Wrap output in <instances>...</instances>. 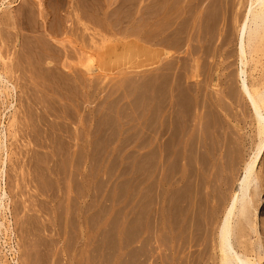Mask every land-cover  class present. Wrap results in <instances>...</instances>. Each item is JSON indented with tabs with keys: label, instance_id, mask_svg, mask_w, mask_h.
<instances>
[{
	"label": "rangeland",
	"instance_id": "374dc122",
	"mask_svg": "<svg viewBox=\"0 0 264 264\" xmlns=\"http://www.w3.org/2000/svg\"><path fill=\"white\" fill-rule=\"evenodd\" d=\"M48 1L49 0H29L30 3H33L34 10L37 14H39V11L44 10V12H46L50 9ZM67 1L68 0H55V3L58 4V7L64 8L65 5H67ZM146 1L148 3L151 0H146ZM164 1L166 2V0ZM169 1L170 2L167 1L169 3L168 5H171L170 3H172V1L171 0ZM183 1L186 2L187 0H183ZM183 1H181L182 5L185 3ZM191 1L192 0H190L189 2ZM220 1L216 0L212 4L211 1L208 2V0L207 1L204 0L203 1L204 4L201 3L200 5L201 7H197L195 9L197 10L196 13L198 12V14L200 13L204 14V12L207 11L206 13L208 14V11L210 10H207V8L210 5L212 6L215 3L217 4L218 2L219 4L221 2H223L222 4H224L223 0L221 2ZM229 1L230 2L232 1L233 3L235 2L234 0H229ZM229 1L225 0V2H229ZM26 2L28 1L27 0L25 1L24 0H0V73L2 76L1 77L2 79H0V264H139V263L143 264V261H144V264H153V263L157 264L158 257H160L163 262H166V263L161 262L159 258V262H158L159 264H169V258L168 256L166 257L165 254H169L168 249L170 246V242H169V233H168L167 228L169 226L170 219L173 217L171 220L177 221L176 222L177 224L176 225L177 226L176 236L178 240V243L176 241L177 245L181 244L179 242H181L180 240L181 238H183L181 236L184 235L182 233L184 228H182L180 225L178 226L179 224L178 222L182 223V219L185 220V218H189L191 216V215H188L189 212L193 211L194 213L197 206L199 207V210H196V211H198V213L202 211L204 212V214L206 211V209L204 208L210 207V209H208L207 211V214H211L209 215V217L211 216L215 219V212H219V209L222 206L223 202L225 201V199H227L228 197L227 192L230 193V190L232 189V186H234L237 176L239 175L244 159L247 158L250 154L252 138H253V129L249 124L250 121H248V118H247V124H246V120H244L243 115L240 112L239 105L237 104L233 105L229 101V99L225 97L222 101L225 100L228 102V103L225 101L223 102L225 104V108H227L229 105V107L227 108L228 112L227 111L223 112L221 108L220 109L216 108V106L213 105V103L215 104V101L219 100L218 95L220 94V90L222 89L223 91V89L226 87V83L228 80H227V77L225 79L224 76H226V74H229L230 72L235 73L239 67V66L237 67L236 62H233L235 61L233 59L234 57L232 55L228 56L226 53L227 51L226 49H228L229 51L233 48V42L229 40L231 42L229 43L226 35H223V33H225L222 30V28L224 29L223 24H219L220 26L218 27H219V30L220 29L222 30L221 32L223 36L221 35V32L215 33L216 38L213 39L212 42L214 43L211 42V45L205 40L206 44L208 43V45L206 46L208 47L211 46L213 50L211 49V47L208 49L205 46V44L203 43L205 41H200V42L196 41L197 44L196 42L195 43L192 42V44L191 43L189 44V42L192 41V38H193V41H195L194 36H193L194 34L190 38L191 40L187 38H185L186 41L183 40L185 41L184 45L185 43H187V40L189 41L188 42L189 45L186 44L185 46L186 48L183 47L184 46L182 45L183 43L177 45L180 47V51L179 50L177 51L181 53L175 52L177 48L167 49L169 50V54L172 51L173 53H171L170 55L171 57L169 56L170 58L167 61L165 59L164 61L162 60L161 64H164L163 62L165 61L168 62L167 65L164 64L163 66L165 68V72L170 71L169 73L166 74L167 76L165 75L166 77L170 76V75L168 76V74L172 75L173 72L174 74L172 75L173 79L171 78L172 76L170 78L165 77V79H169L167 81L163 79L164 77L160 78L161 81H164L163 83L162 82L160 83H162V85L165 84L164 85L165 89L167 88L170 94L168 93L169 95L168 97L166 94V92H168L167 90L163 91L165 93L163 92L161 93V99L166 96V98H163V99H165V101L167 99L168 102L166 101L167 102V105H166L165 104L166 102L163 101V99L159 100L160 99L159 98L158 99L160 101L159 103L163 102L165 105L164 106L162 103V106H164L163 108L159 104L160 105L159 107H161L159 108V110L168 108L171 105L170 107H172V109L170 108V110L172 111H169L168 110L169 108H168L167 110L169 112L166 111L165 109L167 113H164L162 110L161 111L163 112L162 117L164 114V115H168V116H165V118L166 117L168 118L169 116L172 118L175 117L173 119L179 118V120L176 119L177 120L176 122L179 123V121H181V123L182 122L183 123L181 125L180 123L179 124L176 123V125L178 126L183 125L185 128L188 127L186 128L187 130H184V132H182L184 127L182 126V130H180V127L177 128L175 124L173 125V122H172L173 119L171 120L170 117L168 119H163L160 122L158 120L159 125H157L156 123L157 120L152 118L154 113L152 110L153 108L151 106L154 107L155 103H154V99L150 100L152 99V96L150 95L152 93H149V92H152L151 90L153 88V86L151 85L153 84V82H150L152 78L150 74L152 75L155 68H153V66H150L149 57L142 56L140 54L138 55L137 49L134 48L135 45L136 46L140 45L142 47L143 46L149 47L148 46L149 40L146 39L145 37L146 34L143 35V33H145L146 31L145 29H148V27L139 28L141 22L137 21L136 23H139V24H135L134 23L135 19H130L131 22L129 20H128L129 22L127 21V18L129 19L132 13H134V10H132L131 6L135 5L134 7L137 8L138 5L142 4L143 0L142 1L141 0H69V5L74 10V13L75 12L79 13L80 10H82V8L84 10L86 8V11H87V12L85 11L86 14L88 13L89 16L98 18V19H93L92 17L90 18L87 14L88 21L86 22V29L84 31H83L82 26H80L77 23L76 17L74 16V14H72V18L67 22L68 40L65 42V46H66V49L69 47V49L67 50H70L69 52L70 56L67 57L65 60L63 57L60 60H58L59 63L65 65L66 67H62L60 64H55V66L53 67L58 73H61V74H64L63 72H70V75L72 77L71 80L73 82L69 79L72 82L71 83L69 81V84L71 83L75 87L74 88H72L73 86L71 87L73 91L71 90L72 93H69V94L65 91L66 88L64 89L65 87L64 84L61 85V83H57L56 79H54L56 75L53 78L52 76H50L51 74L48 75L46 72V71H49L48 68L52 67L51 64L54 63V61L51 62L50 60H46L42 62L41 64L37 62L38 60H36L37 59L35 56L36 54L34 53L35 50L33 49L35 47L33 46L34 40L37 38H35L34 40L32 38H33V35L38 36L39 35L38 32L36 31L37 33L35 32V34H33L31 33V31L24 29V27L22 28V26L18 25L16 27L15 24H10V23L8 24L4 22L6 18V13L11 11V14L13 12V15H14L15 10H17V8L21 6V4L22 5L26 4ZM176 2L177 1H173V4L175 5ZM206 2L210 4L208 5ZM232 2L230 5L226 3V7H228L229 10H232L233 8L234 4ZM144 3H145V0H144ZM194 3L192 1L190 4L194 5ZM84 4H85V8L83 7ZM162 4H165V3H162ZM177 4L178 2L176 3V5ZM219 4L217 6H219ZM222 4L220 5L222 6ZM162 7H166V5H163ZM130 8L132 12H130ZM199 8L201 10L203 9L204 12L201 11ZM173 10L172 12H170V14H174ZM198 10H200L201 12ZM176 12L177 11H175V14ZM62 14H64V11H62ZM198 14H196V16ZM171 16L175 17V15H171ZM186 16H187V13H186ZM174 17L172 19H175ZM193 17L195 19V16ZM200 17L202 18V16ZM30 18L32 19L31 14H30ZM116 18L119 19L118 22ZM120 18L123 19V21L120 22ZM124 18L126 19L124 20ZM204 19H207V18H204ZM93 20H97L98 23H96L97 21L93 22ZM183 20L180 24L178 25L175 24L174 27L176 28L178 27V29H180L181 27H183V25H186V24L188 25L184 27L187 28L188 26H190L189 23H187L184 20L186 22L185 24ZM124 21L128 23L127 24L123 23ZM42 22L43 21L40 18L39 20H37V23H39V31H40V26L42 30L45 29V26L42 27L43 25ZM132 22L135 25H133ZM136 25H138L139 30L135 28ZM192 25L193 24H191L190 29L188 28L186 30V28H184L186 31L182 30L183 28H181L180 30H182V34L183 35L184 33L187 34L188 33L187 31L190 32L192 29L194 30L193 32H195V29H194L195 27H193ZM142 26H144L143 23H142ZM133 28L134 30L137 29L135 30V32L136 31L138 32L135 33L134 30H132ZM131 32L134 34H132ZM19 33L23 35H20ZM127 34L129 35L127 36ZM130 34L132 35L130 36ZM136 34L138 35L136 36ZM134 36H135V39H134ZM144 37H145V40L144 39L142 40V38ZM221 37L223 38L226 37V39L225 41L222 42L223 43L222 46H218L220 44L219 42H221V40L219 41V38ZM59 38H61V36H59ZM226 41L228 42V44L225 43ZM122 42L123 43L125 42L124 44H129V45L122 46L123 44ZM197 45H198L197 50H199V53L197 55H193V52H192L193 48H191L190 46L194 48L196 46L197 48ZM115 46L117 47L116 48L117 50H115ZM39 47L41 48L40 45ZM82 48L85 51L86 56H87V57L85 56L84 61L83 59L80 60L81 59L80 52ZM205 48H207L210 52L208 54L209 57L207 56V54L203 52L204 51L203 49ZM219 48H222V49L219 50ZM223 49H225L226 51H224ZM32 50H34V52ZM114 50L116 51L115 53L112 52ZM186 50L188 52L191 51L190 53L191 57H188L189 54L188 52H186ZM215 50L217 54L215 53ZM223 51L224 53H222ZM201 52H203V54ZM175 53L178 56L177 58L178 60L175 59L176 55L175 57H172L174 56ZM212 53L214 56L212 55ZM100 54L102 55V57H100ZM182 55L187 56V58L181 57ZM24 56H28V57L26 58ZM222 56L223 57L227 56V57H224L225 59H223ZM139 59L141 60L139 61ZM174 59L175 61H177V63L173 61ZM188 59H190L191 61ZM169 60L173 61L171 62L173 64H171ZM182 60H183V63H182L183 66L187 64L188 62H190V64L188 63L190 66L186 65L187 67H189L190 70L186 66L183 68L185 69V71L189 70L190 74H191V70L193 73V75L188 74V72H186L187 74L186 73L183 74V77H182L183 79L184 77L186 78V80L188 77L191 79L190 81L188 78V82L183 80V82L184 81L185 83L187 82L186 83L187 87L184 86L183 87L184 89L181 87L182 85L180 84L182 81V78H181V81H179L180 79H178L179 78L178 75L180 74L182 75V73H180V71L182 70V64H181ZM202 60L203 61L205 60L206 63H203ZM26 61L28 62L26 63ZM210 61L214 62V63L212 62L213 65L212 63H210ZM47 62H49V64ZM78 62L80 63L84 62L86 69L84 68V66H82V64ZM195 62L198 64V66H200L201 63L208 64L209 62L210 64L208 66L207 65L205 66L202 64V67L204 66L206 67V68L204 67V70L206 69L205 71H207V69L209 68L208 71L207 72H205L204 70L200 71L201 66L198 67ZM15 63L17 66L13 69L12 65ZM26 64L29 66H27ZM178 64L181 66L176 67L178 66ZM192 64L194 65L196 64L198 68L196 66L194 67V65ZM30 65H32L33 67H31ZM68 66L69 68H72L71 71L73 72L66 69ZM81 66L84 69H82ZM193 67H194V71L192 69ZM170 68H174V69H170ZM175 68H177L178 71H176ZM198 69L200 73H202L203 76L199 73V71H197ZM221 69L222 71H220ZM171 70H173L172 73H171ZM155 72L156 70L154 71V74ZM72 73H74L75 76L77 75L78 76L75 77ZM154 74L152 76L154 77V79H156L157 75L155 76ZM254 74L255 73L253 72V76L256 77V75ZM220 75L221 77H219ZM48 76L53 78L55 81L48 79L49 78ZM176 76L178 77L177 80L175 79ZM201 77H202V81L205 80L204 83L201 82ZM203 77H204V80H203ZM67 78H70V77H67ZM218 79L219 81L220 80L221 81L219 82ZM223 79H225L226 81ZM175 80L177 81V83L176 82L174 83ZM206 80H208V82H206ZM154 81L156 82V80ZM168 81L170 82L168 83ZM50 82L52 84H55V83H57L58 85L60 84L61 87L64 89V91L62 92L63 89L60 90L61 87H59L58 89L57 84H55L57 87L56 88L54 87V85H51ZM190 82H193V84L191 85V88H193L194 93H195V88H198L197 96L192 94V89L189 87L190 85L188 86V84H191ZM199 82H200V85L202 84L204 87L208 84L207 85L208 87L206 86L208 91L206 87L205 89H202V88L200 89L199 87H203V86L202 85L199 86ZM47 83L50 84L51 87H49L50 85H47ZM172 83L174 84L171 85ZM182 84L184 85V83ZM46 85H47V88H46ZM80 85H82L83 87ZM176 85H179V87H177ZM232 85L235 88H236V85L238 87L237 81L236 83L233 82ZM171 87L173 89L174 88L176 89L172 90ZM49 88H52V89L50 90ZM177 88L179 90L181 88L182 90L180 91H183V92L184 90H186V92L188 90L187 93L191 97L187 95L186 92H184L188 96L187 97L186 95H184L185 99H187V100L184 99L185 100L184 102H188V104L186 103L187 105L184 106L183 104L185 103H183V101H182V104H180L181 101H179V105L177 104L178 103L177 100H179V98L177 99L175 97L177 95H174V93L178 94L179 92ZM202 90L203 91L205 90L208 93V96H206L207 94L205 93V91L203 93ZM50 91L52 92L47 93ZM57 91H59L60 94ZM173 91L174 93H172ZM64 92H66V94ZM171 93H172V96L174 95V97L170 96ZM181 93L182 92H180V94ZM199 93H202V94H199ZM209 93L210 95L212 93V96H210ZM162 94H164L165 96L164 95L162 96ZM203 94L205 95L203 96ZM46 95L49 97V99ZM50 96L52 97L50 98ZM67 96L70 100L68 98L67 99L65 98ZM199 96L201 97L200 99L201 101L199 100L197 101V99L200 98ZM171 97L173 98V100L177 99L175 100L176 102L172 101ZM189 97L192 99V102H193V109H191V112L193 111L194 113H192L193 114L192 116H190V111L189 113L187 112L189 114V116H187V113L184 110L181 111L180 109V107L181 108L183 107L184 109L185 107H189L190 105H192V103L189 104V102L191 101ZM206 97H208L209 99V103H207L206 106L210 107L211 105L209 106L208 104L211 103L212 109L211 107L206 108L204 106L205 104L204 102H202V100L204 101L206 100V102H208V99ZM53 98L56 99L57 101H55ZM42 100L44 101V103ZM150 101L152 104L150 103ZM196 102H199L197 103L198 107L202 110H200L199 108L197 110ZM168 103H169V106H168ZM202 106H204L205 108ZM174 107H177L180 109V112H178L179 109L177 110L175 108L177 110L176 115H174V112H173ZM214 107L216 108V110L213 109ZM190 108L192 107L190 106ZM190 108H186V110L188 111L190 110ZM205 109H207V113L209 112L210 114L212 113V111L218 112L217 113L218 115L216 114L217 117L219 116L218 119H220L222 116L220 120L223 122L225 120L226 125L229 124L230 128L227 129L229 132H227L228 134L226 133L228 136H230L229 134L238 130V133L236 131L233 134L237 133V136L239 137V139L236 138L237 137L236 134L235 136L232 134L231 135L232 137L230 136L229 138L231 139L233 138V136L234 138L230 142L231 144L229 143L228 146L237 144V146H235V149H238L241 147L240 148L241 153L239 151V153H236V154L234 153L235 155H233L231 152H235V151L238 152V151L234 150V147H230V149L226 150L227 148H229L228 146L227 148H224V150L221 149V153L220 151H218V153L217 152L215 153V151H217V147H216L217 145L215 144L216 143L215 137L213 136L215 135V133H213V130L212 132L210 130L212 127V123L209 119H212L211 118L212 116L213 117H216V116L214 114L210 116V114L208 113L207 117L209 115L210 118L208 117L209 119H207V117L203 115L205 117V119L203 118L204 119V123H203L202 122L203 119H200L201 117L200 115L204 113L201 114L200 112H202L203 110L204 112H206ZM208 109H211V111H208ZM35 111H37L38 113H36ZM49 111L50 112L52 111L50 115H49L50 113ZM183 111L185 112V114L183 113ZM45 112L48 114H46ZM150 112L153 114H150ZM172 112H173V115H172ZM181 112L184 114L182 115V118H180ZM225 112L229 114L231 113L230 116L232 115V118L234 120L233 123L231 122L233 120L229 119V117L226 115ZM196 113L197 114L200 113L199 116L196 115ZM44 115H46V117ZM178 115L179 117H177ZM185 115L187 116V119L190 120L191 122L185 118L186 117ZM42 116L45 119L42 118ZM162 117L160 116L158 117V119H162ZM196 117H198L197 120H196ZM151 118L154 121L156 120L155 124L157 125V127H159L158 129H160L161 125H164L162 127L165 129L167 125L165 123L167 122L168 125L171 126L170 130H169L168 125L165 130L161 127L160 133H161V130L163 129L164 134H161L162 137L159 136L158 139H154V134L156 133L154 131H153L154 133L151 131L153 129H155L156 131L157 127L154 128L153 125H152V128L148 127V126H151L152 122L154 124V121L150 120ZM240 118H242L244 123H240V122H243ZM41 119H43V121L46 120V122L48 123L46 124L45 121L44 123ZM206 119L210 123L207 122L205 126V122L207 121ZM34 120L35 122L36 120L39 121L37 122L39 124L35 123ZM40 120L43 123H41ZM192 120L193 122L197 121V123L200 120V124L201 122L204 124L202 126L203 129L204 130L207 129L205 130L206 132L203 130L204 134L208 133V136H209L210 135L209 133H211V135L212 134L213 135L212 136L210 135L211 137L209 136L210 137L209 138L207 134L203 135V131L198 132L202 129V127H199L202 124L201 125L197 124L196 126L198 129H195L196 126L195 127L193 126L194 123L192 122ZM149 121H151L150 124H149ZM162 121L164 122L163 124H162ZM171 122H172L173 127L170 124ZM236 122H238L237 126H235L234 124ZM187 123H192L193 125L192 124L190 125ZM31 124H34L35 128ZM210 124L211 126H209ZM30 125L32 127H30ZM47 126L49 128H47ZM189 127L195 131H192L191 129H189ZM204 127H207V128H204ZM52 128H53L52 131H54L53 133L54 136L49 137L48 134L52 133V131L50 130ZM149 128H151L150 129L151 131L149 130L151 134L153 133V136L151 135L152 137H150L149 135L150 134V132L148 131ZM231 128H232V132H230ZM19 129L21 132L19 131ZM171 129L173 132L172 134H171ZM178 129L180 132L178 131ZM212 129L214 128L212 127ZM168 130L170 131L171 135L169 134ZM191 131L196 134L194 135V137L196 136V139H194L196 143L193 141V135H192L191 136L192 138L189 137L190 139H192V140L189 139L191 141V144H190L189 140L186 138H188V135L190 136L191 134H194ZM186 132L189 134L187 135ZM174 133L176 137L179 134L178 135L179 138L177 137L179 140L173 135ZM181 133L183 134L186 133L185 136L186 135L187 136L184 137V135L182 136ZM199 133L201 136L199 135ZM167 135L170 137V138L168 137L169 139H172L174 137L173 138L174 141L175 140L181 141L183 140L182 138H184V140L181 141L182 143L175 141V144L177 143L175 145L171 140L167 138ZM155 137L157 136L155 135ZM206 137H208L207 138L208 141L209 140L215 141L213 142L214 145L212 144V146L216 147L215 150L212 148H211L212 150L208 149V147L210 148L211 145L209 146V144H211L212 141L209 142V144H207L208 141L205 139ZM149 138H153L157 143L159 142L158 145L157 143H155L157 147H155V144L153 143L155 141L151 139V141L153 140L151 144ZM49 139L51 140V142ZM161 139H163V141ZM166 139L168 140V142L166 141ZM197 139H199L198 141H200L201 139L202 140L200 141L201 143H199ZM204 139L207 141L206 144H205ZM164 140L166 141V143L164 142ZM162 142L164 143L163 145L167 144L170 148L172 145L173 147L175 145L176 148L174 147V149L170 150L167 145L162 146ZM169 142L172 143V145H169L170 144ZM197 143L201 144L202 147H199ZM232 143H235V144H232ZM179 144L181 145L179 146ZM152 145L156 149H154ZM187 145L188 147H191L190 145H193L191 147L192 149L190 148H187V149L195 151V154L191 151L189 152L185 151L184 153V150H187L186 149ZM161 147L163 148V150H164V147H166L165 150L168 149L167 150L168 152L167 151L163 152ZM180 147L182 148L180 149ZM193 147L194 148L196 147L197 149L196 148L194 149ZM158 148L160 149V151ZM177 148H178V152H177L178 156L175 154L176 153L175 149ZM231 148L233 149V151ZM153 149L155 150L154 152H153ZM179 149L181 150V153L179 152ZM200 149L201 150L204 149L202 152L205 155L200 151ZM156 150H158L159 152H156ZM169 150L172 151V153ZM208 150H210L211 152ZM225 150L226 152H228L227 154L225 153L226 156L229 155L230 158L232 157L231 155H233V157L235 156L233 160L234 162L230 161L231 164L229 163L228 156H227L228 159L223 157L225 154L223 155L222 151L225 152ZM229 150L231 152H229ZM152 152H153V155L155 154L154 156L152 155ZM165 152L168 153V158H169L167 159L168 161L166 160L167 157L164 156ZM169 152L171 154H169ZM199 152H201L202 155ZM157 153H160L159 156H157L158 158L160 157L159 159L155 157ZM190 153L191 154L193 153V154L191 155ZM209 153L212 157L209 156ZM185 154L187 155L188 158L192 156L190 159L191 162L187 160V157H185ZM238 154L240 156L239 158L237 156ZM165 155L167 156L166 153ZM200 155L202 157L205 156V158L208 159V162L210 164L207 162L206 159L204 158H203L204 160L202 158L200 159ZM179 157H180L179 161L178 159H174V158H179ZM236 157L237 159H240L239 163H237V166L235 164V160L237 162V159H235ZM195 158H196V161L194 162ZM214 158H216L217 167L218 166L220 167V171L218 170L219 167L218 168L215 167L216 163H215ZM164 159H165V162L163 161ZM197 159L199 162L203 161V163L202 164L199 163ZM174 160H177L179 163L174 166V167H177V169L174 168V170L177 172L173 171V169L171 168L172 165H174V163L175 164L177 163V161H174ZM205 160L208 164L204 162ZM212 160L214 162H212ZM184 161L185 163L189 161V164L190 163L191 164L187 165L186 163V167H184L185 166V164H183ZM192 161L194 164L192 163ZM225 161L226 163L228 162L229 164L228 163L226 164ZM197 164L201 165V167L198 166ZM192 165H193V168L196 167L194 169L195 170L197 169L196 171H199V172H196L192 168ZM202 165L205 167L204 170L203 169L201 170V168L203 167ZM188 166L191 167L190 173H188L189 171ZM208 166H210L209 167L210 169L208 168ZM223 166L225 168L229 167L230 169L228 168L229 169L228 171L230 172H228L227 169L225 168L224 170ZM186 168L188 169V171ZM216 168L221 173L220 175L216 174V172H218ZM212 169L216 170L215 173H214V170ZM178 170L180 171V174L178 175H181L182 173L181 176L177 175V173H179ZM194 171L196 175L199 173V175L201 176L199 180H198L199 175L196 176L194 173H191ZM224 171L228 172V173L226 172L227 176L231 175L229 176V178L231 177V179H229L228 177L226 178L225 175H223L225 173ZM256 171H258L257 172L258 180L260 179L259 181H256V184L257 185L259 184L260 189H261V193L259 195V205L257 208L256 224H257L258 231L262 237V243L264 244V153L261 157V160L257 166ZM165 172L166 173L168 172V173L166 174ZM173 172H174V176H172L171 178L170 177L168 178L167 176H171ZM205 172L206 174H203ZM84 173H86V176L84 175ZM212 173L214 176L219 175L220 178L212 176L213 179H211L210 177ZM162 174H164L163 177L166 175L168 179L165 178V181L167 179L168 183L164 182ZM185 174L188 175L187 178H191L192 179L191 181H193V183L195 182V184L190 182V179L189 181L188 179L186 180ZM206 175H207V178H206ZM233 175L235 176L233 177ZM84 176H85V179H84ZM177 176L180 178H178ZM190 176H192L193 178ZM223 176L227 180L229 179L231 181L227 182L226 179L223 178ZM175 177H177L178 179ZM202 178H203V181L201 180ZM209 178L212 181H214L215 184L219 186L218 188V186L216 185L215 188L217 187L216 189L220 190L221 194L218 190L212 187L215 185L214 182L212 183V181H210L211 184L209 183V185H207V183L209 182ZM169 179L170 180L172 179L171 181L173 182H171ZM217 179L219 180V183ZM138 180L139 182L141 181V183L137 182ZM175 180H177L178 182ZM184 180L188 181V184L190 182L191 185L190 184L188 185L187 182ZM197 180L200 182H198ZM174 182H177V183H174ZM182 182L185 184H183ZM223 182L224 184H222ZM229 182L230 184L227 186ZM137 184L139 185L142 184V185L141 187L138 188L137 186L139 185ZM180 184H183L184 186L186 185L191 186V188H187L188 186L185 187L188 190L182 189V191L186 190L185 191L186 193L182 192V195L185 194L184 197H182L181 194L179 193L180 189H178L179 191L174 190L175 187L184 188L182 185L179 186ZM199 184L200 186L202 185L204 187L203 188L201 187L202 189H199L200 187V186L198 187ZM192 187H194L193 190H191ZM225 187L228 188L229 191ZM213 188L214 190H216L215 193H213L214 191L212 192ZM171 189H173L174 191ZM190 190L194 192L192 194L190 192L189 194H187L188 191ZM197 190L198 192H201V191L204 192L203 190H205L204 195L206 196L205 197L203 196V197L205 198L204 200L206 201L204 200L202 202L199 201L200 204L204 202L202 204L203 206L204 204L209 203L208 205L206 204L207 206L205 205L206 207L204 206V208L203 206H200L198 201H196L197 199L201 200L200 194H203V193L201 192L199 194L197 192L198 194L197 199H195ZM224 190L227 192L225 193ZM169 191H170L169 193L170 195L171 193L174 194L175 196L177 195L176 193H178V195L176 197L174 195L173 196L171 195L172 196L171 198L169 195V198L166 199V197H168L167 194ZM3 192H4V197H2ZM217 193L218 195H216ZM214 194L217 196V198H220L221 195L223 196V198L221 197L220 200L217 199L219 203L221 204V206L217 205L218 207L211 209V207L215 204V202L213 203V201L215 200L216 202H218L216 198L214 197ZM207 195L210 196L211 199H209ZM173 197H175V199L177 197L178 198L181 197L180 203L178 204L175 203L179 201V200L177 201L178 198L175 200V202H173ZM185 197L189 198V199L187 198L186 202H185V199H186ZM182 199L184 200L185 203H188L187 201H189L190 203L192 200L193 202L192 204L191 203L185 204V203H182L183 201ZM168 200L169 202L166 203V201ZM168 203L170 204L172 203L173 206ZM174 203L176 205H174ZM195 203H198V204H195ZM167 204L170 206H168ZM179 204L180 205L182 204L181 208L183 207V205H185L186 210L184 209L185 207H183L184 210L182 211ZM165 205H167V207ZM188 205L189 206L191 205L192 207H189ZM168 207L170 208L168 209ZM173 207L175 209H173ZM188 207L190 208L191 211L189 210ZM166 208H167V211H170L171 209L172 210L170 211L171 213L167 212ZM176 208L179 210V213ZM173 210L176 211L175 215H177V217L179 216L178 218L180 220L176 216H174V214L171 217L167 216L168 219L164 217L167 214L171 215L172 213H174ZM180 211L183 212L184 214L183 213L180 214ZM139 214L142 217L141 219H140ZM181 215L182 216L184 215V216L181 217ZM202 217L203 215L200 216V218ZM193 218H195V215H192V218L190 217L189 221L192 222ZM140 220L142 221L140 222ZM165 220L166 221L168 220L167 223ZM155 221L157 222V225H158L156 227V230L154 228L156 224ZM138 222L141 224L138 225ZM150 222L151 223L155 222V223L151 224ZM164 223L167 225V227H165ZM139 226L142 227V230ZM144 227L150 228V229L146 228L148 229L147 233H146L147 231L146 229L143 230ZM151 227L154 229H151ZM137 228L139 229V231L137 230ZM179 229L182 231L180 232ZM136 231L140 233V236L138 235V233H136ZM162 232L166 235V237L164 234H162ZM187 232L188 231H186V233ZM143 233L146 234L144 235L145 237H142L143 239L144 238L146 239V237L149 234H151V236L150 235L148 236L149 239L147 237L148 242L150 241L149 245L151 247H149L148 242L145 243V240L140 238L143 235ZM160 233L162 235H159ZM150 237H152L154 240H151L152 238L150 239ZM161 238L166 240V245H165L164 240L162 241ZM252 239H254V237H252ZM159 240H161L164 243H162ZM140 241L143 243L142 248H140L141 247L140 245L142 244ZM151 241H153L155 244L151 243ZM139 242L141 244H139ZM159 242H161L160 247H158ZM151 244L154 245L153 250L155 252L151 249L153 247ZM162 245L163 246L165 245V247H163ZM167 245H168V249H167ZM190 246L191 244H189V247ZM195 248L196 247L194 248L191 247L189 248V250L193 251L195 250ZM198 248L200 247H197L196 249ZM151 251H153L156 254H154ZM147 256H149L150 258L149 257L147 258Z\"/></svg>",
	"mask_w": 264,
	"mask_h": 264
},
{
	"label": "bare ground",
	"instance_id": "6f19581e",
	"mask_svg": "<svg viewBox=\"0 0 264 264\" xmlns=\"http://www.w3.org/2000/svg\"><path fill=\"white\" fill-rule=\"evenodd\" d=\"M25 1V0H24ZM28 2H26V4H24V5H22L21 4V6L20 7H18L17 8V10H15V14L13 15V12H12V14H11V11L10 12H8V13H6V18H5V20H4V22H6V23H10V24H15L16 25V27L19 25V26H22V28L24 27V29H26V30H29V31H31V33H33V34H35V32L37 31L38 32V36H35V35H33V40L35 39V38H37V39H35L34 40V43H33V46H35L33 49L35 50V52H34V50H32L36 55V60H38L37 62H39L40 64L42 63V62H44V61H46V60H50L51 62H53L54 61V63H52L51 64V66L52 67H50V68H48L49 69V71H46L47 72V74L48 75H50V76H52L53 78L55 77V75H56V77L54 78V79H56V81H57V83H61V85L62 84H64V89L66 88V92L69 94V93H72V88H74L75 86H73L71 83L73 82L71 79H72V77H71V75H70V72H63L64 74H61V73H58L55 69H54V67L53 66H55V64H60L62 67H66L65 65H63V64H61V63H59L58 62V60H60L62 57L64 58V60L67 58V57H69L70 56V50H67V49H69V47L66 49V46H65V42L68 40V35H67V31H68V27H67V22L72 18V14H74V16L76 17V21H77V23L80 25V26H82V28H83V31L86 29V22L88 21V17H87V14L85 13V11H86V8H85V4H84V8H85V10L82 8V10H80V12L78 13V12H75L74 13V10L72 9V7L69 5V0L67 1V5H65V7L64 8H60V7H58V4H56L55 3V0H49L48 1V3H49V6H50V9L48 10V11H46V12H44V10H42V11H39V14H37L36 12H35V10H34V5H33V3H30L29 2V0H27ZM142 1V0H141ZM161 0H151L150 2H148L147 3V1L145 0V3H144V0H143V2H142V4L141 5H138L137 6V8L136 7H134V6H131L132 7V10H134V13H132V15L129 17V19L127 18V21L129 20L130 22H131V20L130 19H135V24H139V23H136L137 21L138 22H141L140 23V27L139 28H143V27H148V29H145L146 31H145V33H143V35L144 34H146L145 35V37H146V39L147 40H149L148 41V43H149V47H147V46H140V45H135L134 46V48L135 49H137V52H138V55L140 54V55H142V56H147V57H149L150 58V66H153V68H155L154 69V71L156 70V72H155V74H154V71H153V73H152V75L154 74L155 76L157 75V77H156V79H154V77L150 74V76L154 79V80H156V82L151 78V80H153V81H151L150 80V82H153V84H151L152 86H153V88H152V92H149V93H152V94H150L151 96H152V99H150V100H153L154 99V103H155V105H154V107L153 106H151V101H150V106L153 108H151L152 110H153V113H151L152 112V110H151V112H150V114H153V116H152V118H154V119H156L157 120V125H159V122L161 121V120H163V119H168L167 117L165 118V116H168V115H164L163 114V117H162V113L164 112V113H167L166 111H172V110H170V108L172 109V107H170L169 106V103H170V101H169V103H168V108H165L166 109V111H165V109H160L159 110V108H161V107H163L164 108V103L163 102H161V103H159L160 101L159 100H162L163 98H166V96L164 95V94H162V96L164 95L165 97H163L162 99H161V93L164 91V90H167L168 91V89L166 88L165 89V84L164 85H162V83L164 82V81H161L160 80V78L161 77H164L163 79H165V77L167 76L166 74L167 73H169V72H165V68L163 67L164 66V64H166L167 65V63L168 62H166L171 56V53H173V51L169 54V50H167V49H173V48H177L176 49V51L175 52H179L180 51V47L179 46H177V45H179V44H182V45H184V42L186 41V39L185 38H187V39H190L191 37H192V35L194 36V40L195 41H193V38H192V41L191 42H189L188 40H187V43H185V45L183 46V47H185L186 46V44H188V42H189V44L191 43L192 44V42L193 43H195L196 41L197 42H200V41H207L208 43H210V45H211V42L213 41V39L214 38H216L215 36H216V34L215 33H219V32H221L222 30L225 32V33H223V35H226V37L228 38L227 40L229 41V40H231L232 42H233V48L231 49V50H229L228 51V49H223L224 51H226V53H227V55L228 56H233L234 58V60L235 61H233V62H236V64H237V67H238V69L236 70V72L235 73H229V74H226V73H228V72H226L225 74H226V76H224L225 77V79H226V77H227V83L225 82L226 80L225 79H223V80H225L224 82L226 83V87L223 89V91H222V89L220 90V94L218 95L219 97V100H217V101H215V104L213 103V105H215L216 106V108H221L222 110H223V112L224 111H227V108L229 107V105H228V107L227 108H225V104L223 103L224 101H222L223 99H224V97L225 98H227V99H229V101L233 104V105H235V104H237V105H239V107H240V112L242 113V115H243V118H244V120H246V124H247V118H248V121H250V126L252 127V129H253V138H252V145H251V149H250V154H249V156L247 157V158H245L244 159V161H243V164H242V166H241V169H240V172H239V175L237 176V179H236V181H235V184H234V186H232V189L230 190V193L229 192H227V191H225L226 189L228 190V188H226L224 191H225V193L227 192L228 193V197H227V199H225V201L223 202V204H222V206H221V204L219 203V201L218 200H220L221 199V197L223 198V196L221 195L220 196V198H217V196L216 195H218V193L220 192V190H218V189H216L215 188V186L217 185V184H215V182L214 181H212L211 179H213V177L212 176H214L213 175V173H212V175H211V179L209 178V182L207 183V185H209V183H210V181H212V183L214 182V186H212V187H214L216 190H218L217 192V194L215 195L214 194V197L216 198V200L218 201V202H216L215 200L213 201V203L215 202V204L211 207V209L212 208H215V207H218V206H221L220 207V209H219V212H215V219L213 218V217H209V215H211V214H207V211H208V209H210V207H207V208H204V206L207 204H204V206L202 205L203 203H201L200 204V202L199 201H203L205 198V196L206 195H204V193H205V190H203L204 192H202L201 190H199V191H201L203 194H200L201 192H198V190L196 191V198L195 199H197V192L200 194V197H201V200H196V201H198V203L200 204V206H203V208L204 209H206V211H205V214H204V212H200V213H198V211H196V210H199V207L197 206V208L195 209V211H194V213H193V211L192 212H189V214L188 215H191L190 217L192 218V215H195V218H193V221L192 222H190L189 221V218H185V220H183L182 219V223L181 222H178L179 224H178V226L180 225L182 228H184L183 229V231L182 230H180V229H182V228H180L179 230H180V232L182 231V233L184 234L183 236H181V237H183V238H181V242H179V243H181V244H179V245H177V243H178V240H177V236H176V230H177V224H176V222L177 221H174V220H171L170 219V222H169V226H168V233H169V242H170V246H169V249H168V245H167V249H168V251H169V254H165L166 255V257L168 256V258H169V264H264V244L262 243V237H261V234L259 233V231H258V228H257V224H256V215H257V208H258V205H259V195H260V193H261V189H260V185L258 184H256V181H259L258 180V175H257V172L258 171H256V169H257V166H258V164H259V162H260V160H261V157H262V155H263V153H264V0H234L235 2L233 3L232 1V3L234 4L233 5V8H232V10H229L228 9V7H226V3L227 4H231V2L229 1V0H227V1H229V2H225V0H223L224 1V4H225V6H224V4H222L223 2H221L220 0V4H222V6L219 4V2L216 4H214V5H210L208 8H207V10H210V11H208V14L206 13L207 11H203V9L201 10L200 8V10L201 11H203L204 12V14L203 13H200L201 11L200 10H198V11H200L199 13L200 14H198V12L196 13V11L197 10H195L197 7H201L200 5H201V3L202 4H204V0H192L193 1V3H194V1H195V3H194V5L193 4H190L191 2H189L190 0H187L186 2L185 1H183V0H171L172 1V3H170L171 5H168L169 3L168 2H170L169 0H166V2L163 0V1H161L162 3H165V4H162L161 2H160ZM168 1V2H167ZM173 1H177L178 2V4L176 5V3H175V5L173 4ZM181 1H183V2H185L183 5H182V2ZM207 1V0H206ZM211 1V3L213 4L216 0H214V1H212V0H208V2H210ZM218 1V0H217ZM86 2V1H85ZM140 2V1H139ZM159 2H160V4H159ZM208 2H206L207 4H208ZM151 3V4H150ZM206 3H205V5H206ZM139 4V3H138ZM157 4V5H156ZM159 4V5H158ZM210 4V3H209ZM208 4V5H209ZM219 4V6H217ZM163 5H166V7H162ZM179 5V6H178ZM190 5H191V7H190ZM228 5V6H229ZM39 6H41V5H39ZM60 6V5H59ZM87 6V5H86ZM173 6V7H172ZM175 6V7H174ZM88 7V6H87ZM171 8H173V9H171ZM211 8V9H210ZM205 9V8H204ZM132 10H131V8H130V12H132ZM172 10H173V12H174V14H170V12H172ZM5 11V10H4ZM7 11V10H6ZM62 11H64V14H62ZM175 11H177L178 12V14H177V12H176V14L178 15H176L175 14ZM87 12V11H86ZM186 13H187V16H186ZM11 14V15H10ZM30 14H31V16H32V19L30 18ZM184 14H185V16H184ZM196 14H198L197 16H196ZM201 14H203V15H201ZM207 14V15H206ZM128 15H130V14H128ZM171 15H175V17L174 16H171ZM88 16H89V14H88ZM97 16V15H96ZM98 16H100V15H98ZM159 16V17H158ZM193 16H195V19H194V17ZM200 16H202V18L200 17ZM207 16V17H206ZM40 19H42V23H43V25H42V27L43 26H45V29H43L42 30V28H41V26H40V31H39V23H37V20H39V18ZM90 18L92 17L93 19H98V18H95V17H93V16H89ZM135 17V18H134ZM175 18V19H172V18ZM100 18V17H99ZM171 18V19H170ZM183 18H184V20L187 22V23H189V25L191 26V24H193L192 26L193 27H195L194 29H195V32H193L194 30L192 29V27H191V31L189 32V31H187L188 33L187 34H185L184 33V35L182 34V30H184V31H186L188 28L190 29V26H188L187 28L186 27H184V26H187L188 24H186V22L183 20ZM196 18H197V20H196ZM204 18H207V19H204ZM115 19V18H114ZM126 18H124V20H125ZM170 19V20H169ZM116 20H117V22H118V20L119 19H117L116 18ZM140 20V21H139ZM182 20H183V22L186 24V25H183V27H181V28H183L182 30H180V29H178V27L176 28V27H174V25L176 24V25H178V24H180L181 22H182ZM195 20H196V22H195ZM29 22V23H27V22ZM95 21H97V20H93V22H95ZM121 21H123V19H121L120 18V22ZM128 21V22H129ZM221 21H222V23H221ZM224 21V22H223ZM127 22V23H128ZM145 22V23H144ZM5 23V24H6ZM96 23H98V21L96 22ZM123 23H126V21H124ZM123 23H121V24H123ZM126 23V24H127ZM142 23L144 24V26H142ZM4 24V23H3ZM132 24H133V22H132ZM131 24V25H132ZM135 24H133V25H135ZM183 24V23H182ZM219 24H223V26H224V29L222 28V30L220 29L219 30V27L218 26H220ZM70 25V24H69ZM28 26V27H27ZM137 26V27H136ZM135 26V28H137L138 30H139V28H138V25H136ZM142 26V27H141ZM181 26V25H180ZM12 28H13V26H12ZM19 28V27H18ZM17 28V29H18ZM184 28H186V30L184 29ZM21 29V28H20ZM137 29H135V30H137ZM218 29V30H217ZM19 30V29H18ZM18 30H17V32H18ZM132 30H134V28L132 29ZM135 30H134V32H135ZM147 31H149V32H147ZM183 31V32H184ZM218 31V32H217ZM36 32V33H37ZM133 32V31H132ZM131 32V33H132ZM136 32H138V31H136ZM135 32V33H136ZM147 32V33H146ZM16 33V32H15ZM14 33V34H15ZM140 33V32H139ZM138 33V34H139ZM191 33V34H190ZM20 34V33H19ZM132 34H134V33H132ZM132 34H130V36L132 35ZM138 34H136V36L138 35ZM20 35H23V34H20ZM129 34H127V36H128ZM182 35H183V37H184V39H183V37H182ZM221 35H222V32H221ZM222 35V36H223ZM40 36V37H39ZM59 36H61V38H59ZM219 36V35H218ZM20 37V36H19ZM145 37L144 38H142V40L144 39L145 40ZM220 37V36H219ZM226 37H221V38H219V41L221 40V42H219L218 40V42L221 44H219L218 46H222V42L223 41H225V39H226ZM21 38V37H20ZM59 38V39H58ZM134 39H135V36H134ZM222 39H224V40H222ZM183 40H185V41H183ZM191 40V39H190ZM38 41H40V42H38ZM206 41L205 42H203L204 44H205V46L206 45H208V43L206 44ZM216 41V42H217ZM134 42V41H133ZM141 42V41H140ZM197 42H196V44H197ZM40 43V44H39ZM123 43V42H122ZM125 43V42H124ZM122 44V46H125V45H129V44ZM126 43H128V42H126ZM175 43V44H174ZM212 43H214V42H212ZM225 43H227L228 44V42L226 41ZM224 43V44H225ZM229 43H231L230 41H229ZM58 44V45H57ZM188 44V45H189ZM195 44V45H196ZM200 44V43H199ZM202 44V43H201ZM39 45L41 46V48L39 47ZM57 45V46H56ZM119 45H121V44H119ZM131 45V44H130ZM134 45V44H133ZM216 45V44H215ZM226 45V44H225ZM225 45H223V46H225ZM43 46H45V47H43ZM121 46V47H122ZM203 46V45H202ZM204 46V47H205ZM213 46V45H212ZM23 47V46H22ZM179 47V48H178ZM182 47V48H183ZM191 48H193V55H197L198 53H199V50H197L198 49V45H197V48H196V46H195V48L194 47H192V46H190ZM189 47V48H190ZM203 47V48H204ZM208 49L211 47H208V46H206ZM117 47L115 46V50H117L116 49ZM186 48V47H185ZM207 48H205L206 49V51H205V49H203L204 51V53L205 54H207V56L209 57V50L207 49ZM214 48V47H213ZM216 48V47H215ZM23 49H25V48H23ZM184 49V48H183ZM182 49V50H183ZM201 49H202V47H201ZM211 49H212V47H211ZM220 49H222V48H219V50ZM230 49V48H229ZM112 51V52H116V51ZM125 50V49H124ZM177 50H179V51H177ZM185 50V49H184ZM187 50H188V48H187ZM186 50V52H188ZM189 50H191V49H189ZM213 50V49H212ZM212 50H210V51H212ZM24 51V50H23ZM224 51L222 52V53H224ZM231 51V52H230ZM25 52V51H24ZM109 52V51H108ZM185 52V53H186ZM196 52V53H195ZM203 52H201L202 54H203ZM71 53H72V51H71ZM179 53H181V52H179ZM190 53H191V51H189L188 52V54H189V56L188 57H191L190 56ZM214 53V52H213ZM213 53H212V55H213ZM215 53H216V50H215ZM214 53V54H215ZM73 54H75V53H73ZM78 54V53H77ZM102 54H104V53H102ZM111 54V53H110ZM187 54V55H188ZM217 54V53H216ZM79 55V54H78ZM175 55H176V53L174 54V56H172V57H175ZM192 55V56H193ZM85 56H86V53H85V51L83 50V48H82V50H81V52H80V57H81V59L80 60H82L83 59V61H84V58H85ZM136 56V55H135ZM170 56V57H169ZM180 56V55H179ZM200 56H202V55H200ZM214 56V55H213ZM217 56V55H216ZM19 57H20V55H19ZM24 57H28V56H24ZM79 57V56H78ZM87 57V56H86ZM100 57H102V55L100 54ZM181 57H186L187 58V56H181ZM202 57H204V56H202ZM201 57V58H202ZM223 57V56H222ZM224 57H227V56H224ZM223 57V59H225ZM32 58H33V56H32ZM32 58H31V60H32ZM137 58V57H136ZM143 58V57H142ZM178 58V56L176 55V60H178L177 59ZM34 59H35V57H34ZM33 59V60H34ZM88 59V58H87ZM164 59L166 60L165 62H163L164 64H161V61L163 60L164 61ZM171 59H173V58H171ZM175 59L173 60V61H175ZM181 59V58H180ZM192 59H193V57H192ZM200 59V58H199ZM25 60V59H24ZM86 60V59H85ZM141 59H139V61H140ZM144 60V59H143ZM188 60H190V59H188ZM211 60V59H210ZM228 60V59H227ZM29 61V60H28ZM28 61H26V63L28 62ZM56 61V62H55ZM170 61V63L171 62H173V61H171V60H169ZM191 61V60H190ZM194 61V60H193ZM198 61H200V60H198ZM203 61V60H202ZM205 61V60H204ZM203 61V63H206V61L204 62ZM176 63H177V61H175ZM188 62V61H187ZM213 61H210V63H212ZM29 63H31V62H29ZM28 63V64H29ZM33 63V62H32ZM48 64H49V62H47ZM78 63H80V62H78ZM169 63V64H170ZM179 63V62H178ZM183 63V60H182V62H181V64ZM184 63H185V61H184ZM189 64H190V62H188ZM185 64L184 66H183V64H182V72L180 71V73H182V75H181V77H180V75H178V77L176 76V80H177V78L178 79H180L179 81H181V78L183 77V74H185L186 72H188V74H190L189 72V67H187L189 64ZM196 63V62H195ZM203 63H201L200 64V66H201V68H200V71L201 70H204V67L207 65H209L210 63L208 62V64H203ZM214 63V62H213ZM213 63H212V65H213ZM223 63V62H222ZM228 63H230V62H228ZM80 64H82V66H84V68H85V64H84V62L83 63H80ZM168 64V65H169ZM171 64H173V63H171ZM175 64V63H174ZM180 64V63H179ZM178 64V66H176V67H179V66H181V65H179ZM197 64V63H196ZM196 64L194 65V64H192V65H194V67L196 66ZM202 64L203 65H205L204 67H202ZM239 64V65H238ZM27 65V64H26ZM35 65V64H34ZM187 65V66H186ZM227 65V64H226ZM230 65V64H229ZM17 65H16V63L15 64H13L12 65V68L14 69L15 67H16ZM27 66H29V65H27ZM31 67H33L32 65H30ZM81 66V68L82 69H84L83 67ZM187 67L188 69H186V70H188V71H185V69L183 68V67ZM190 66V65H189ZM197 66H198V64H197ZM196 66V67H197ZM200 66H198V67H200ZM211 66V65H210ZM37 67H38V65H37ZM166 67V66H165ZM194 67L192 68L193 69V71H194ZM197 67V68H198ZM213 67V66H212ZM228 67V66H227ZM226 67V68H227ZM152 68V67H151ZM206 68V67H205ZM6 69V68H5ZM41 69V68H40ZM66 69H68L69 71H71L72 70V68H69V66L66 68ZM86 69V68H85ZM168 69V68H167ZM170 69H174V68H170ZM181 69V68H180ZM209 69V68H208ZM208 69H207V71H208ZM30 70V69H29ZM29 70H28V72H29ZM47 70V69H46ZM175 70L176 71H178V69L177 68H175ZM185 72H184V71ZM206 70V69H205ZM204 70V71H205ZM172 71L173 70H171V73H172ZM176 71H175V73H176ZM197 71H199V69L197 70ZM200 71H199V73H200ZM207 71H205V72H207ZM211 71V70H210ZM220 71H222V69L220 70ZM48 72H50V73H48ZM71 72H73V71H71ZM151 72H152V70H151ZM165 72V73H164ZM184 72V73H183ZM203 72V71H202ZM253 72L255 73L254 75H256V77L255 76H253ZM73 75H74V73H72ZM76 74V73H75ZM86 74V73H85ZM173 74H174V72H173ZM172 74V75H173ZM187 74V73H186ZM201 75H202V73H200ZM205 74V73H204ZM207 74V73H206ZM209 74V73H208ZM58 75H59V77H58ZM63 75H65V76H63ZM166 75V76H165ZM170 75V76H169ZM171 74H168V76L169 77H166V78H170L171 76H172ZM176 75V74H175ZM190 75H193V73H192V70H191V74ZM200 75V76H201ZM33 76H34V74H33ZM50 76H48L49 78L48 79H50V80H54L53 78H51ZM75 76V75H74ZM78 76V75H77ZM77 76H75V77H77ZM189 76V75H188ZM188 76H186V77H188ZM203 76V75H202ZM204 76H206V75H204ZM2 76H1V73H0V79H2L1 78ZM67 77H70V78H67ZM175 77V76H174ZM190 77H192V76H190ZM209 77V76H208ZM219 77H221V75L219 76ZM223 77V78H224ZM42 78H44V77H42ZM60 78V79H59ZM158 78V79H157ZM172 79H173V76L171 77ZM189 78V77H188ZM188 78H187V80H186V78L184 77V79L182 78V81H181V87L183 88L184 86H186L187 87V82H188ZM207 78V77H206ZM210 78V77H209ZM209 78H208V80H209ZM47 79V80H48ZM72 81H70V80ZM76 79H78V78H76ZM162 79V80H163ZM199 79V78H198ZM44 80V79H43ZM49 80V81H50ZM159 80V81H158ZM166 81L167 80H169V79H165ZM174 81V83L176 82L177 83V81ZM183 80H185V81H187L186 83H185V81L183 82ZM189 80L191 81V79L189 78ZM200 80V79H199ZM203 80H204V77H203ZM208 80H206V82H208ZM222 80V81H223ZM55 81V80H54ZM69 81L71 82L70 84H69ZM79 81V80H78ZM165 81V82H166ZM171 81H173V80H171ZM193 81V80H192ZM198 81V80H197ZM218 81H219V79H218ZM221 81V80H220ZM219 81V82H220ZM236 81H237V84H238V87H237V85H236V88L235 87H233V85H232V83L233 82H235L236 83ZM44 82V81H43ZM46 82V81H45ZM155 82V83H154ZM160 82H162V83H160ZM170 81H168V83H169ZM201 82L202 83H204L205 82V80L204 81H202V77H201ZM224 82H223V84H224ZM228 82H229V84H228ZM51 83V82H50ZM55 83V82H54ZM57 83H55V84H57ZM174 83H172L171 85H173ZM182 83H184V85L182 84ZM191 84H188V86L191 88V85L193 84V82H190ZM55 84H52L51 83V85H54V87H56V85ZM73 84H75V83H73ZM81 84V83H80ZM159 84H161V85H159ZM167 84V83H166ZM179 84V85H180ZM186 84V85H185ZM47 85H50V84H48L47 83ZM47 85H46V88H47ZM51 85L49 86V87H51ZM58 85V84H57ZM61 85L59 84L57 87H58V89H59V87H61ZM150 85V86H151ZM169 85V84H168ZM179 85H176L177 87H179ZM197 85H198V83H197ZM196 85V86H197ZM202 85V84H201ZM200 85V82H199V86H201ZM208 85V84H207ZM206 85V86H207ZM73 86V87H72ZM80 86H82V85H80ZM150 86H149V88H150ZM151 86V87H152ZM198 86V87H199ZM203 86V85H202ZM205 86V87H206ZM219 86H220V84H219ZM218 86V87H219ZM56 87V88H57ZM72 87V88H71ZM83 87V86H82ZM168 87V86H167ZM173 87V86H172ZM171 87V88H172ZM174 87H175V85H174ZM188 87V88H189ZM193 87V86H192ZM205 87L203 86V87H199L200 89L202 88V89H205ZM208 87V86H207ZM207 87H206V89H207ZM41 88V87H40ZM45 88V89H46ZM169 88V87H168ZM170 88V89H171ZM44 89V90H45ZM50 90L52 89V88H49ZM57 89V90H58ZM61 89H63L62 87L60 88V90ZM64 89L62 90V92L64 91ZM169 89V90H170ZM174 89H176V88H174ZM173 88H172V90H174ZM178 89V88H177ZM184 89V88H183ZM192 89V94H194L195 96H197L198 95V88H195V93H194V91H193V88H191ZM220 89V88H219ZM72 90V91H71ZM179 90V89H178ZM180 90H182L181 88H180ZM179 90V92H178V94H175L174 93V91L172 92V93H174V95H177V96H175L177 99L179 98V100H177V99H175V100H177L178 101V105H179V101H181V103L180 104H182V101H183V103H185V104H183L184 106L185 105H187L188 104V102H184L185 100H187V99H185V96L184 95H186L184 92H186V90H184V92L183 91H180ZM212 90V89H211ZM42 91V90H41ZM171 91V90H170ZM191 91V90H190ZM189 91V92H190ZM201 91V90H200ZM199 91V92H200ZM203 91V90H202ZM205 91V90H204ZM204 91H203V93H204ZM207 91H208V89H207ZM213 91V90H212ZM44 92V91H43ZM52 91H50V92H47V93H51ZM55 92V91H54ZM58 93H59V91H57ZM66 92H64L65 94H66ZM176 92H177V90H176ZM180 92H182L181 94H180ZM187 92H188V90H187ZM186 92V93H187ZM211 92V91H210ZM163 93H165V92H163ZM168 93L170 94V92L168 91V92H166V94H167V96L169 97V95H168ZM172 93H171V95L170 96H172ZM205 93L207 94L206 96H208V93L205 91ZM55 94V93H54ZM60 94V93H59ZM64 94V95H65ZM199 94H202V93H199ZM215 94H217V93H215ZM56 95V94H55ZM149 95V96H150ZM159 95H160V97H159ZM174 95L172 96V97H174ZM187 95H189L188 93H187ZM186 95V96H187ZM205 94H203V96H204ZM209 95H210V93H209ZM45 96V95H44ZM47 96V95H46ZM61 96H63V95H61ZM150 96V97H151ZM190 96V95H189ZM202 96V97H203ZM210 96H212V93H211V95ZM48 97V96H47ZM52 96H50V98H51ZM70 97V96H69ZM171 97V98H172ZM188 97V96H187ZM191 97V96H190ZM189 97V98H190ZM200 97V96H199ZM42 98H44V97H42ZM62 98V97H61ZM64 98V97H63ZM66 99L68 98V96L67 97H65ZM71 98H73V97H71ZM160 98V99H159ZM171 98H170V100H171ZM207 99H208V97H206ZM212 98V97H211ZM213 98H214V96H213ZM217 98V99H218ZM47 99V98H46ZM48 99H49V97H48ZM54 99V98H53ZM69 99V98H68ZM159 99V100H158ZM169 99V98H168ZM181 99V100H180ZM185 99V100H184ZM191 99V98H190ZM201 99V97L199 98V99H197V101L199 100V101H201L200 100ZM204 99H205V97H204ZM55 101H57L56 99H54ZM70 100V99H69ZM72 100V99H71ZM175 100H173V98H172V101H174V102H176ZM43 101V100H42ZM67 101V100H66ZM163 101H165V99H163ZM166 101L168 102V100L166 99ZM165 101V102H166ZM171 101V102H172ZM190 101V100H189ZM41 102V101H40ZM45 102H47V101H45ZM51 102H53V101H51ZM167 102L165 103L166 105H167ZM202 102H204V104H202V105H204L206 108L208 107V106H206L207 105V103H209V99H208V102H206V100L204 101V100H202ZM201 102V103H202ZM225 102H227V101H225ZM242 104H241V103ZM43 103H44V101H43ZM162 103H163V105L164 106H162ZM187 103V104H186ZM190 103H192V105H190L192 108H190V106L189 107H185L184 109H183V107L181 108L180 107V109H181V111L182 110H184L186 113L188 112L189 113V111H190V116H192L193 114L192 113H194L193 111L191 112V109H193V102H192V99H191V101L189 102V104ZM197 103H199V102H196V106H197V110H198V104ZM200 103V104H201ZM228 103V102H227ZM48 104V103H47ZM161 105V107H159L160 105ZM176 104V103H175ZM175 104H174V106H175ZM199 104V105H200ZM232 104H230V105H232ZM52 105H53V103H52ZM55 105V104H54ZM172 105H173V103H172ZM178 105H176V106H178ZM182 105V106H183ZM210 107H211V109H212V104L210 103V104H208ZM242 105V106H241ZM49 106V105H48ZM201 106V105H200ZM204 106H202V107H204ZM55 107V106H54ZM204 107V108H205ZM210 107H208V108H210ZM46 108V107H45ZM49 108V107H48ZM179 109V108H177V107H174V109ZM186 108H190V110H186ZM203 108V109H204ZM216 108L214 107L213 109H215L216 110ZM168 109V110H167ZM173 109V112H174V115H176V109L174 110ZM180 109H179V111L178 112H180ZM200 109V108H199ZM211 109H208V111H211ZM230 109V108H229ZM228 109V110H229ZM35 110V109H34ZM51 110V109H50ZM163 110V112H161ZM196 110V111H197ZM200 110H202V109H200ZM206 110V112H204V110L202 111V112H200L201 114L202 113H204V114H202V115H200L201 117L204 115L205 117H207V114L209 113H207V109H205ZM33 111V110H32ZM47 111V110H46ZM160 111V112H159ZM168 111V112H169ZM183 111V113L185 114V112ZM36 113H38L37 111H35ZM50 112V111H49ZM52 112V111H51ZM51 112L49 113V115L51 114ZM173 112H172V115H173ZM198 112V111H197ZM228 112V111H227ZM227 112H225L226 113V115L229 117V119H231V120H233V118H232V115L230 116V114L229 113H227ZM46 113V112H45ZM171 113V112H170ZM170 113H169V115H170ZM182 112L180 113V118H182V115H184ZM187 113V116H189V114ZM200 113H196V115H198L199 116V114ZM218 112H213L212 111V113L210 114V116H212V114H214L215 116H216V114H217ZM240 113V114H241ZM32 114V113H31ZM46 114H48V113H46ZM33 115V114H32ZM42 115V114H41ZM154 115H155V117H154ZM218 115V114H217ZM239 115V114H238ZM34 116H35V114H34ZM38 116H40V115H38ZM37 116V117H38ZM45 117H46V115H44ZM162 117V119H158V117ZM186 116V115H185ZM187 116L185 117L186 119H187ZM200 117V119H205V117ZM177 117H179V115L177 116ZM194 117V116H193ZM208 117H209V115H208ZM207 117V119H209ZM217 117V116H216ZM216 117H211L212 119H209L210 121H211V123H212V127L214 128V129H212V127H211V132H212V130H213V133H215V135H213L214 137H215V141H216V147H217V151H215V153L217 152L218 153V151H220V153H221V149H223L224 150V148H227V146L229 145V143L233 140V138H234V136H235V134H236V136H237V133H238V130H236V128H235V130L237 131V133H235V134H233L234 132H236V131H234L233 133H231V134H229L230 136L233 134L234 136H233V138H229L230 136H228L227 134V132H229L227 129L228 128H230L229 127V124H227L226 125V123H225V120H224V122L223 121H221L220 119L222 118V116H221V118L220 119H218V117L216 118ZM39 118V117H38ZM42 118H44L43 116H42ZM150 119V120H153V119ZM173 118H175V117H173ZM172 117H170V119L172 120L173 119ZM184 118V117H183ZM189 118V117H188ZM197 118L198 117H196V120H197ZM40 119V118H39ZM45 119V118H44ZM176 119H178L179 120V118H176ZM176 119H173L172 120V122H173V125L175 124L176 125ZM191 119V118H190ZM204 119L202 120V122L204 123ZM206 119V120H207ZM225 119V118H224ZM241 120H242V118H240ZM250 119V120H249ZM42 121H43V119H41ZM40 120V121H41ZM155 120V121H156ZM158 120H159V122H158ZM170 120V121H171ZM188 120V119H187ZM205 120V121H206ZM230 120V121H231ZM13 121V120H12ZM41 121V123H43L44 121L46 122V120H44L43 122ZM154 121V120H153ZM155 121H154V124H153V122H152V124H151V126H148V127H151L152 128V125L154 126V128H156L157 127V125L155 124ZM168 121V120H167ZM188 121H190V120H188ZM243 121V120H242ZM34 122H35V120H34ZM37 122H39V121H37L36 120V122L35 123H37ZM44 122V123H45ZM166 122V121H165ZM169 122V121H168ZM172 122L170 123L171 125H172ZM175 122V123H174ZM187 122V121H186ZM191 122V121H190ZM192 122H193V120H192ZM201 122V124H200V120H199V122L197 123V121L196 122H193L194 123V125L192 124V123H187V124H192L194 127L198 124H200L201 126H199V127H202L204 124ZM207 122H209L208 120L205 122V126H206V124H207ZM232 123L234 122V120L233 121H231ZM240 122V121H239ZM15 123V122H14ZM33 123V122H32ZM48 122H46V124H47ZM151 123V121H149V124ZM164 122L162 121V124H163ZM179 123H180V125L183 123H181V121H179ZM179 123H177V124H179ZM210 123V122H209ZM240 123H244V121L243 122H240ZM37 124H39V123H37ZM50 124V123H49ZM165 124H167L168 125V123L166 122ZM186 124V123H185ZM184 124V125H185ZM235 124V126H237L238 125V122H236V123H234ZM14 125V124H13ZM32 126H34V124H31ZM30 125V127H32ZM42 125V124H41ZM45 125V124H44ZM52 125H53V123H52ZM167 125H166V127H167ZM173 125H172V127H173ZM178 126V125H176L177 126V128H179L180 127V130H182V126ZM243 125V124H242ZM50 126V125H49ZM56 126V125H55ZM162 126H164V125H161V127ZM169 126V130H170V128H171V126L170 125H168ZM186 126H188V125H186ZM209 126H211V124L209 125ZM209 126H208V128H209ZM37 127V126H36ZM51 127V126H50ZM161 127H160V129H161ZM166 127H165V129H166ZM184 127V126H183ZM192 127V126H191ZM193 127V128H194ZM245 127H246V125H245ZM244 127V128H245ZM12 128V127H11ZM34 128H35V126H34ZM45 128H46V126H45ZM47 128H49L48 126H47ZM54 128V127H53ZM53 128L52 129H50L51 131L53 130ZM151 128H149L148 129V131L151 129ZM159 127H157V129H156V131H155V129H153L151 132H155L156 134H154V139H158L159 138V136L160 137H162V135L161 134H164V131H163V129L161 130V133H160V129H158ZM186 128H188V127H186ZM185 127H184V129H183V131L182 132H184V130H187ZM204 128H207V127H204ZM40 129H41V127H40ZM164 129V130H165ZM168 129V128H167ZM174 129H175V127H174ZM173 129V130H174ZM189 129H191L192 130V128H190L189 127ZM195 129H198L197 128V126H196V128ZM34 130V129H33ZM38 130V129H37ZM36 130V131H37ZM49 130V131H50ZM55 130V129H54ZM168 130V131H169ZM200 130V129H199ZM204 129H203V127H202V129L200 130V131H198V132H201V131H203ZM205 130H207V129H205ZM204 130V131H205ZM209 130V129H208ZM209 130V131H210ZM233 130H234V128H233ZM18 131V130H17ZM19 131H20V129H19ZM35 131V132H36ZM149 131V132H150ZM163 131V132H162ZM178 131H179V129H178ZM192 131H195V130H192ZM191 131V132H192ZM204 131H203V135H206L207 134V136H208V133H205L204 134ZM21 132V131H20ZM33 132V131H32ZM44 132H45V130H44ZM48 132V131H47ZM151 132H150V137H152L153 136V133L151 134ZM175 132V131H174ZM176 132H177V130H176ZM180 132V131H179ZM190 132V133H191ZM196 132H197V130H196ZM206 132V131H205ZM230 132H232V128H231V130H230ZM13 133V132H12ZM18 133V132H17ZM16 133V134H17ZM37 133V132H36ZM53 133H54V131H52V133L51 134H48L49 135V137H53L54 135H53ZM55 133H56V131H55ZM166 133V132H165ZM173 132H172V129H171V134H172ZM187 133V132H186ZM185 133V134H186ZM192 133H194V132H192ZM227 133V134H226ZM15 134V135H16ZM35 134V133H34ZM33 134V135H34ZM167 134V133H166ZM169 134H170V131H169ZM168 134V135H169ZM170 134V135H171ZM176 134H178V133H176ZM182 134V136L184 135V137H186L189 133H187V135L185 136V134H183V133H181ZM210 135H211V133H209ZM240 134V133H239ZM252 134V133H251ZM14 135V134H13ZM37 135V134H36ZM56 135V134H55ZM152 135V136H151ZM155 135L157 136V137H155ZM167 135V138L169 137ZM174 136H175V133L173 134ZM179 135V134H178ZM178 135H177V137H178ZM193 135V141L196 143V141L194 140V139H196V136L194 137V135H196L195 133L194 134H191L190 136L188 135V138H186V139H190L189 137H191ZM198 135V134H197ZM199 135H200V133H199ZM209 135V136H210ZM211 135V136H212ZM46 136V135H45ZM201 136V135H200ZM208 136V137H209ZM210 136V137H211ZM228 136V137H227ZM240 136V135H239ZM14 137H16V136H14ZM166 137V136H165ZM176 137V136H175ZM176 137V138H177ZM199 137V136H198ZM208 137H206L205 139L208 141ZM209 137V138H210ZM232 137V136H231ZM170 138V137H169ZM168 138V139H169ZM174 138V137H173ZM173 138L172 139H169V140H171L174 144H175V141L177 142L179 139V137L177 138L178 140H173ZM192 138V137H191ZM213 138V137H212ZM237 139H239V137L237 136L236 137ZM48 139V138H47ZM150 139V142H151V144H152V141L154 140L153 138H149ZM151 139H153L152 141H151ZM181 139V138H180ZM183 140H184V138H182ZM204 139V140H205ZM50 140V139H49ZM53 140V139H52ZM162 141H163V139H161ZM183 140H181V141H183ZM190 140H192V139H190ZM189 140V142H190V144H191V141ZM199 139H197V141H198ZM205 140V144H206V141ZM56 141H57V139H56ZM155 141V140H154ZM157 141H159V140H157ZM166 141L168 142V140L166 139ZM166 141L164 140V142L166 143ZM170 141V142H171ZM181 141H178L179 143H182ZM187 141V140H186ZM200 141H202L201 139H200ZM200 141H198L199 143H201ZM212 141V140H211ZM210 140L208 141V143L207 144H209V142H211ZM214 140L211 142V144H209V146L211 145L212 146V144L214 145V143L213 142H215ZM50 142H51V140H50ZM53 142V141H52ZM169 142V143H170ZM188 142V143H189ZM154 144L155 143H157L156 141L155 142H153ZM168 143V144H169ZM187 143V144H188ZM199 143H197L198 145H199V147H202L201 146V144H199ZM55 144V143H54ZM86 144V143H85ZM153 144V145H154ZM159 144V142L157 143V145ZM164 143L162 142V146H166L167 144H165V145H163ZM177 144V143H176ZM175 144V145H176ZM231 144V143H230ZM232 144H235V143H232ZM152 145V146H153ZM157 145L155 144V147H157ZM161 145V144H160ZM169 145H172V143H170ZM175 145H174V147H175ZM181 144H179V146H180ZM197 145V146H198ZM141 146V145H140ZM168 146V145H167ZM178 146V147H179ZM191 147L193 146V145H190ZM210 146V148L208 147V149H210V150H212V149H216V147H214V146H212L211 147ZM235 146H237V144H235V145H230V146H228L229 148H227L226 150H228V149H230V147H234V150H237L238 152H231L230 150H229V152H231L233 155H235L236 153H239V151H240V148H238V149H235ZM239 146V145H238ZM154 146H153V148L154 149H156ZM158 147H160V146H158ZM169 147V146H168ZM167 147V148H168ZM173 147V145L171 146V148L169 147V149L170 150H172V149H174V147ZM191 147H188V145H187V147H186V149L187 148H190V149H192ZM198 147V148H199ZM214 147V148H213ZM85 148H86V146H85ZM176 148V147H175ZM182 147H180V149H181ZM194 148V147H193ZM196 148V147H195ZM194 148V149H195ZM212 148V149H211ZM54 149V148H53ZM153 149V152L155 151ZM159 149V148H158ZM161 149L163 150V148L161 147ZM166 149V147H164V150H163V152L164 151H167V150H165ZM179 149V152L181 153V150ZM184 150V153H185V151H191V152H193L194 154H195V151H192V150ZM193 149V150H194ZM197 149V148H196ZM202 149V148H201ZM200 149V151L202 152L203 150H201ZM232 149V148H231ZM162 150H161V152H162ZM169 150V151H170ZM176 150V155L178 156V154H177V152H178V148L177 149H175ZM199 150V149H198ZM210 150H208V151H210ZM226 150H225V152L224 151H222V154L224 155L225 153L227 154L228 152H226ZM53 151V150H52ZM152 151V150H151ZM159 151H160V149H159ZM158 150H156V152H159ZM197 151V150H196ZM232 151H233V149H232ZM153 152H152V155H153ZM168 152V151H167ZM167 152H165L166 154H167V156L165 155V153H164V156L165 157H167L166 158V160L167 159H169L168 158V153ZM171 153H172V151H170ZM169 152V154H171ZM175 152V151H174ZM201 152H199V153H201ZM211 152V151H210ZM224 152V153H223ZM192 153V154H193ZM198 153V154H199ZM203 153V152H202ZM202 153H201V155H202ZM235 153V154H234ZM240 153H241V151H240ZM158 154V155H157ZM156 154V156L155 157H157V156H159V154L160 153H157ZM161 154H163V153H161ZM186 154H187V152H186ZM185 154V157H187V155ZM191 154V153H190ZM191 154V155H192ZM204 154V153H203ZM226 154L223 156L224 158H227V156L229 157V163H230V161H233L234 160V157H233V155H231L230 153V155L233 157V159H232V157L230 158V156L229 155H227L226 156ZM155 155V154H154ZM153 155V156H154ZM200 155V159L202 158H204V159H206L207 160V162H208V159L207 158H205V154L203 155L204 157H202ZM221 155V154H220ZM181 156V155H180ZM190 156V155H189ZM199 156V155H198ZM209 156H211L210 155V153H209ZM217 156H218V154H217ZM216 156V157H217ZM222 156V155H221ZM238 156V158L240 157L239 156V154L237 155ZM192 157V156H191ZM191 157L190 158H188L187 157V160H189L190 162H191ZM194 157V156H193ZM196 157V156H195ZM212 157V156H211ZM158 158V157H157ZM160 158V157H159ZM158 158V159H159ZM171 158H172V156H171ZM197 158V157H196ZM196 158H195V160H194V162L196 161ZM199 158V157H198ZM174 159H178V161H179V159H180V157L179 158H174ZM184 159H186V158H184ZM203 159V160H204ZM212 159V158H211ZM215 159V167H217V162H216V158H214ZM232 159V160H231ZM235 159H237V157L235 158ZM170 160H172V159H170ZM206 160L204 161V162H206ZM225 160V159H224ZM82 161H83V159H82ZM164 162H165V159L163 160ZM162 161V162H163ZM168 161V160H167ZM174 161H177V160H174ZM178 161H177V163L175 164L174 163V165H172V169H173V171H175L174 170V168H176L177 169V167H174L175 165H177V164H179L178 163ZM189 161H187L186 163H187V165H190L189 164ZM197 161H198V159H197ZM227 161V160H226ZM226 161H225V163H226ZM239 161H240V159H237V162H236V160H235V164H236V166H237V163H239ZM199 162V161H198ZM206 162V163H207ZM212 162H214L213 160H212ZM219 162V161H218ZM234 162V161H233ZM233 162H232V164H233ZM172 163H173V161H172ZM186 163H185V161L183 162V164H185V166L184 167H186ZM192 163H193V161H192ZM199 163H203V161H200ZM209 163V162H208ZM207 163V164H208ZM225 163H224V165H225ZM228 163V162H227ZM226 163V164H227ZM228 163V164H229ZM83 164V163H82ZM163 164V163H162ZM181 164V163H180ZM194 164V163H193ZM206 164V165H207ZM210 164V163H209ZM231 164V163H230ZM196 165V164H195ZM194 165V166H195ZM198 166H200L201 167V165H199V164H197ZM203 165H205V164H203ZM202 165V166H203ZM220 165V164H219ZM230 166H232V165H230ZM235 166V165H234ZM199 167V168H200ZM204 167V166H203ZM201 168V170L203 169H205V167L204 168ZM210 166H208V168H209ZM219 167V166H218ZM217 167V168H218ZM225 167H226V165H225ZM224 166H223V169L225 168ZM180 168V167H179ZM191 167H189L188 166V169H189V171H188V169H187V171H188V173H190V169ZM192 168H193V165H192ZM194 168H196V167H194ZM193 168V169H194ZM198 168V167H197ZM217 168H216V170H217ZM229 167H227V168H225V169H227V171L230 169H228ZM232 168H234V167H232ZM231 168V169H232ZM181 169V168H180ZM206 169H207V167H206ZM210 169V168H209ZM208 169V170H209ZM224 169V170H225ZM182 170V169H181ZM195 170V169H194ZM197 170V169H196ZM195 170V171H196ZM212 170H214V173H215V169H212ZM219 171H220V167H219V169H218ZM217 170V171H218ZM170 171V170H169ZM168 171V172H169ZM172 171V170H171ZM184 171V170H183ZM186 171V172H187ZM195 171L194 172H191V173H194L195 174ZM207 171V170H206ZM218 171V172H219ZM226 171V172H227ZM84 172H86V171H84ZM167 172V173H168ZM175 172H177V171H175ZM178 172L179 173H177V175L178 174H180V171L178 170ZM196 172H199V171H196ZM203 172V171H202ZM218 172H216V174H221L220 172L218 173ZM225 172V171H224ZM224 173L223 175H225V177L227 178H229V176H231V175H229V176H227L226 174L228 173V172H230V171H228L227 173ZM232 172V171H231ZM83 173V172H82ZM166 173V172H165ZM164 173V174H165ZM166 173V174H167ZM208 173H209V171H208ZM70 174H71V172H70ZM164 174H162V177H163V175ZM176 174V173H175ZM203 174H206V172L205 173H203ZM211 174V173H210ZM84 175L86 176V173H84ZM181 175H182V173H181ZM181 175H178V176H181ZM186 175V174H185ZM196 175V174H195ZM194 175V176H195ZM197 175H199V173L197 174ZM196 175V176H197ZM208 175V174H207ZM207 175H206V178H207ZM218 175V176H219ZM236 175V174H235ZM235 175H233V177L235 176ZM260 175V174H259ZM67 176H68V174H67ZM85 176H84V179H85ZM172 176H174V172L171 174V176H167L168 178L170 177H172ZM177 176V177H178ZM205 176V175H204ZM217 175L216 176H214V177H217V178H220V176L218 177ZM70 177V176H69ZM166 177V175L163 177V179H164V182L165 183H168L167 182V178ZM177 177H175V178H177ZM188 177V175H186V180L188 179V181H189V179H190V182H192L193 183V181H191L192 179L191 178H187ZM190 177H192V176H190ZM261 177V176H260ZM141 178V177H140ZM139 178V179H140ZM165 178H167L166 179V181H165ZM178 178H180V177H178ZM177 178V179H178ZM193 178V177H192ZM195 178H197V177H195ZM201 178V176L199 175V177H198V180ZM223 178H224V176H223ZM226 178H224V179H226ZM162 179V178H161ZM174 179V178H173ZM229 179H231V177L229 178ZM227 180L226 179V181L228 182V181H231V180ZM170 180V179H169ZM168 180V181H169ZM172 180V179H171ZM170 180V181H171ZM186 180H184V181H186ZM194 180V179H193ZM197 180V181H198ZM202 181H203V178L201 179ZM218 180V179H217ZM175 181H177V180H175ZM188 181H186L187 182V184H188ZM201 181V182H202ZM223 181V180H222ZM225 181V180H224ZM225 181V182H226ZM137 182H139V180L137 181ZM163 182V181H162ZM171 182H173V181H171ZM178 182V181H177ZM177 182H174V183H177ZM189 182V184L191 185V183ZM198 182H200V181H198ZM139 183H141V181L139 182ZM183 183V182H182ZM218 183H219V180H218ZM171 184V183H170ZM183 184H185V183H183ZM183 184H180L179 186H183L184 188H177V187H175L174 188V190H178V189H180V194H181V196L182 197H184V195L185 194H183L182 195V192H184V193H186L184 190L182 191V189H187V188H191V186H188V185H186V186H184ZM193 184H195V182L193 183ZM196 184H198V183H196ZM202 184H204V183H202ZM211 184V183H210ZM222 184H224V182L222 183ZM230 184V182L227 184V186ZM137 185H139V184H137ZM142 185V184H141ZM141 185H139V186H137L138 188L139 187H141ZM172 185V184H171ZM170 185V186H171ZM188 186V187H187ZM197 186V185H196ZM200 186V184L198 185V187ZM218 186V185H217ZM185 187H187V188H185ZM194 187H195V185H194ZM194 187H192V189L191 190H193L194 189ZM204 187V186H200L199 187V189H202V188ZM210 187V186H209ZM209 187H207V188H209ZM230 187V186H229ZM262 187V186H261ZM177 188V189H176ZM214 188H213V190H212V192L213 193H215V191L216 190H214ZM218 188H219V186H218ZM230 189V188H229ZM141 190V189H140ZM171 190H173V189H171ZM173 190V191H174ZM188 190V189H187ZM188 191V193L187 194H189V192L192 194L194 191ZM195 190H196V188H195ZM207 190V189H206ZM210 190V189H209ZM163 191V190H162ZM179 191V190H178ZM229 191V190H228ZM211 192V193H212ZM163 193V192H162ZM170 193V191L168 192V194H167V196L168 197H166V199H168L169 198V194ZM177 195H178V193H176ZM190 194V195H191ZM220 194H221V192H220ZM171 195L173 196L174 194H172L171 193ZM170 195V198L172 197ZM176 195V196H177ZM175 196V195H174ZM175 196V197H176ZM180 196V195H179ZM178 196V197H179ZM194 196V197H195ZM204 196V197H203ZM2 197H4V192L2 193ZM175 197H173V202H175V200L178 198H176L175 199ZM191 197V196H190ZM203 197V198H202ZM207 197H209V199H211V197L210 196H208L207 195ZM206 197V198H207ZM219 197V196H218ZM181 198V197H180ZM180 198H178L177 199V201L178 202H175V203H180ZM186 198V197H185ZM185 198H183V199H185ZM188 198V197H187ZM187 198L185 199V202H186V200H187ZM193 198V197H192ZM215 198H213V199H215ZM182 199V200H183ZM189 199V198H188ZM194 199V198H193ZM170 201H171V199H170ZM190 201H191V199H190ZM196 201H194V202H196ZM204 201H206V200H204ZM167 202H169V200L168 201H166V203ZM172 202V203H173ZM184 202V200L182 201V203H185ZM188 203H189V201H187ZM192 202H193V200L190 202L191 204H192ZM209 202H210V200H209ZM172 203L170 204V203H168V204H170V205H172ZM174 203V205H176ZM188 203H185V204H188ZM189 203V204H190ZM198 203H195V204H198ZM167 204V205H168ZM209 204V203H208ZM207 204V205H208ZM220 204V205H219ZM167 205H165L166 207H167ZM170 205H168V206H170ZM182 205V204H181ZM181 205L179 204V206H180V208H181ZM206 205V206H207ZM218 205V206H217ZM173 206V205H172ZM178 206V205H177ZM176 206V207H177ZM189 206V205H188ZM205 206V207H206ZM175 207V206H174ZM173 207V209H175ZM183 207H185L184 209L186 210V206L185 205H183ZM183 207L181 208L182 209V211L184 210L183 209ZM189 207H192L191 205L189 206ZM188 207V208H189ZM170 207H168V209H169ZM202 208V209H203ZM177 209V208H176ZM180 209V210H181ZM194 209V208H193ZM201 209V208H200ZM218 209H217V211H218ZM189 210H190V208H189ZM166 211H167V208H166ZM170 211H172L171 209H170ZM170 211H167V212H169V213H171ZM177 211H178V213H179V210L177 209ZM191 211V210H190ZM214 211V210H213ZM173 212L174 213H172L171 215H168L166 212V214L167 215H165L164 217H166V219H168L167 218V216H172L173 214H174V216H176L177 217V215H175L176 214V211H174L173 210ZM185 212V211H184ZM177 213V214H178ZM183 212H181L180 211V214H182ZM209 213V212H208ZM214 213V212H213ZM184 214V213H183ZM140 215V214H139ZM201 215H203V217L202 218H200V216ZM214 215V214H213ZM184 216V215H183ZM182 215H181V217H183ZM186 216V217H187ZM207 216V217H206ZM179 217V216H178ZM177 217V218H178ZM142 217H141V215H140V219H141ZM154 218V217H153ZM165 219V218H164ZM175 219V218H174ZM179 219V218H178ZM178 219H176V220H178ZM139 220V219H138ZM180 220V219H179ZM142 220H140V222H141ZM160 221V220H159ZM166 221V220H165ZM168 221V220H167ZM167 221H166V223H167ZM156 222V221H155ZM154 222V223H155ZM151 223V222H150ZM154 223H151V224H154ZM139 224H141V223H139L138 222V225ZM165 224V223H164ZM182 225H184V226H182ZM158 225H157V222H156V224H155V230H156V227H157ZM140 227V226H139ZM138 227V228H139ZM153 227V226H152ZM151 227V229H154V228H152ZM165 227H167V225L165 224ZM137 228V230L139 231V229ZM141 228V230H142V227H140ZM146 228H148V229H150L149 227H146ZM145 227H144V229L143 230H145L146 229ZM148 229H146L147 231H146V233L148 232ZM140 230V231H141ZM154 230V231H155ZM151 231V230H150ZM153 231V230H152ZM186 231H188L187 233H186ZM179 232V231H178ZM179 232V233H180ZM136 233H138L137 231H136ZM150 233V232H149ZM153 234H154V232H153ZM152 234V235H153ZM162 234H164L163 232H162ZM161 233L159 234V235H162ZM178 234V233H177ZM138 235L140 236V233H138ZM137 235V236H138ZM142 235V234H141ZM144 235H146V234H144L143 233V235L140 237V238H142V237H145ZM148 235V234H147ZM150 236H151V234H149ZM148 235V236H149ZM165 235V234H164ZM147 236V237H148ZM180 236V235H179ZM147 237H146V239L144 238H142L143 240H145V243H147L148 242V240H147ZM165 237H166V235H165ZM252 237H254V239H252ZM152 237H150V239H151ZM179 238V237H178ZM141 239V240H142ZM148 239H149V237H148ZM157 239H159V238H157ZM183 239V240H182ZM142 240V241H143ZM151 240H154L153 238L151 239ZM156 240V239H155ZM161 240L163 241L164 240V242H165V245H166V240L165 239H162L161 238ZM161 240H159V241H161ZM158 241V240H157ZM161 241V242H162ZM176 241H177V243H176ZM141 242V241H140ZM139 242V244H141ZM144 242V241H143ZM150 242V241H149ZM148 242V245L150 244ZM161 242H159V245H158V247H160V243ZM164 242H162V243H164ZM151 243H154L153 241H151ZM155 244V243H154ZM169 244V243H168ZM189 244H191V246L189 247ZM142 245H143V243L140 245L141 247L140 248H142ZM153 247L151 248L152 250L154 249V245L153 244H151ZM165 245L163 246V247H165ZM186 245H188V246H186ZM156 246V245H155ZM149 247H151L150 245H149ZM157 247V248H158ZM191 247H202L201 249L200 248H198V249H196L195 248V250H189V248H191ZM156 248V247H155ZM150 249V250H151ZM159 249V248H158ZM165 249V248H164ZM157 250V249H156ZM166 250V249H165ZM154 251V250H153ZM153 251H151V252H153ZM155 252V251H154ZM153 252V253H154ZM166 252V251H165ZM154 254H156V253H154ZM159 254V253H158ZM161 255H162V253H161ZM160 255V256H161ZM149 256H150V254H149ZM149 256H147V258L149 257ZM157 257V256H156ZM150 258V257H149ZM154 258V257H153ZM153 258H151V259H153ZM159 258L160 257H158L157 259H158V262H159ZM162 259H163V257H162ZM156 260V259H155ZM155 260H154V262H155ZM160 260H161V258H160ZM168 260V259H167ZM143 261V260H142ZM153 261V260H152ZM141 262V261H140ZM157 262V264H159ZM161 262H163L162 260H161ZM163 263H166V262H163ZM140 264V263H139ZM143 264H144V261H143ZM153 264H156V263H153Z\"/></svg>",
	"mask_w": 264,
	"mask_h": 264
}]
</instances>
